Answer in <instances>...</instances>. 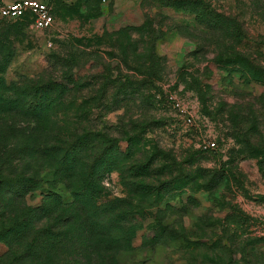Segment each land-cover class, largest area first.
Instances as JSON below:
<instances>
[{
	"label": "rangeland",
	"instance_id": "374dc122",
	"mask_svg": "<svg viewBox=\"0 0 264 264\" xmlns=\"http://www.w3.org/2000/svg\"><path fill=\"white\" fill-rule=\"evenodd\" d=\"M38 1L50 28L0 19V264H264V0ZM92 206L132 231L108 257Z\"/></svg>",
	"mask_w": 264,
	"mask_h": 264
},
{
	"label": "trees",
	"instance_id": "16d2710c",
	"mask_svg": "<svg viewBox=\"0 0 264 264\" xmlns=\"http://www.w3.org/2000/svg\"><path fill=\"white\" fill-rule=\"evenodd\" d=\"M14 21H22L25 23H29V21L26 18H21ZM252 75L255 78V80L261 81V79L264 78V68L260 66L254 67V69H252ZM43 100L44 99L40 97L30 99L29 105L34 106V108L41 107L43 104ZM27 115L33 118L32 123L34 125L35 124L37 125L36 119L39 118L41 114L37 113L36 111L33 112L27 111ZM56 149L58 150L57 152L56 151L55 152L59 153L57 156H55L56 153L54 154L53 149L51 148L46 149L45 151V153H47L48 151H52L51 156H55L53 157L54 164L57 165L59 163L61 165H65L67 163H70L71 165H75L80 168L82 175L80 180L81 186L78 191L80 192V194H82L83 197L84 196L87 197L86 198L82 197V199L79 200L78 202H79V206H85L86 205L85 203L89 202L90 199H92L90 198L89 195L97 193V190L99 189L98 178L96 177L95 174V168L96 166H98V164L96 162L91 163L89 161H84L80 159L78 157V149L76 148L75 144H69L63 146L61 145V147L57 145ZM60 160H62V162ZM121 165H124V162H122ZM92 208L93 211H91V208L88 209L87 211L83 209H77L76 214L70 217V219L73 222L78 224V226L76 227L77 229L75 230L77 233L81 231V233L79 234L81 235L79 236L80 239L85 240L86 242L89 241V247L85 249L80 248L79 251L83 250V251H88L89 253L91 252L93 253L95 251L93 244L95 242H98L101 244L102 249L100 251L104 253L103 256L108 257L110 256V254H108L110 251L112 252L114 251V249H123L126 246V244L123 243L124 241H126L128 237H130V235H132V231H128V233H124L123 228L120 227L118 228L113 224L103 222L104 221L103 214H106V211L105 210L99 211V208L95 206H92ZM130 214L132 215L131 212ZM124 219H125L124 213H120V212L118 213L117 219L115 220L112 215L110 216V220H112L113 223H118L120 221L124 223ZM95 226H98V228L97 230H95V233L93 234L90 231ZM121 232H123V234ZM68 234L71 235L70 230H65L63 232V235L65 237ZM132 237H134V235L131 236V238ZM95 239L96 241L92 242L91 244V241ZM113 262L114 260L111 259V262L109 264H112ZM100 264H105V261L101 260Z\"/></svg>",
	"mask_w": 264,
	"mask_h": 264
},
{
	"label": "built area",
	"instance_id": "2783aa9c",
	"mask_svg": "<svg viewBox=\"0 0 264 264\" xmlns=\"http://www.w3.org/2000/svg\"><path fill=\"white\" fill-rule=\"evenodd\" d=\"M62 1L69 3L73 0ZM51 9L52 8L49 1L0 0V19L14 21L21 18H26L29 21L30 26L34 27L35 29H46L50 28L54 23ZM174 107L178 110L183 122L186 125H191L193 123L192 114L181 104V102L175 101ZM203 147L204 149H214L215 142L207 141Z\"/></svg>",
	"mask_w": 264,
	"mask_h": 264
}]
</instances>
